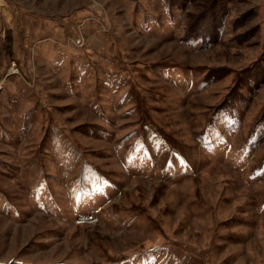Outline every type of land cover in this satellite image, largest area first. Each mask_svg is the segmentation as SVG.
I'll use <instances>...</instances> for the list:
<instances>
[{
  "label": "rangeland",
  "instance_id": "1",
  "mask_svg": "<svg viewBox=\"0 0 264 264\" xmlns=\"http://www.w3.org/2000/svg\"><path fill=\"white\" fill-rule=\"evenodd\" d=\"M212 2L0 0V264H264V0Z\"/></svg>",
  "mask_w": 264,
  "mask_h": 264
},
{
  "label": "trees",
  "instance_id": "2",
  "mask_svg": "<svg viewBox=\"0 0 264 264\" xmlns=\"http://www.w3.org/2000/svg\"><path fill=\"white\" fill-rule=\"evenodd\" d=\"M214 1L215 2H212L208 6L207 13L205 12L206 14H204L205 16L203 20L208 21V25L189 23L187 29L184 32V35L181 38V41L183 43L194 44L200 42L202 46L209 47L218 42L224 22V17L226 14V8L221 0ZM215 3H217L216 6ZM198 17L199 15H197L195 18ZM218 71L222 72V70ZM221 75L222 73L220 72H212L209 73L204 78V80L206 81V83H210L220 78ZM261 85L262 84H260L257 78L250 74L249 71H247L242 75V79L238 77L235 80L234 85L231 87L230 91L219 105V112H231L236 107V105L242 103L244 99V94L242 93L243 89H246L247 91L253 93V91L257 90ZM260 118L264 121V110L262 111ZM260 118L259 120H261Z\"/></svg>",
  "mask_w": 264,
  "mask_h": 264
},
{
  "label": "built area",
  "instance_id": "3",
  "mask_svg": "<svg viewBox=\"0 0 264 264\" xmlns=\"http://www.w3.org/2000/svg\"><path fill=\"white\" fill-rule=\"evenodd\" d=\"M97 222V216L94 213L80 216L76 219L78 225H93Z\"/></svg>",
  "mask_w": 264,
  "mask_h": 264
}]
</instances>
